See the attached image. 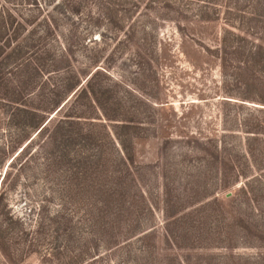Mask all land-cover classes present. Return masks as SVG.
<instances>
[{"label": "rangeland", "instance_id": "1", "mask_svg": "<svg viewBox=\"0 0 264 264\" xmlns=\"http://www.w3.org/2000/svg\"><path fill=\"white\" fill-rule=\"evenodd\" d=\"M218 3L219 19L200 22L201 0H66L58 33L80 42L73 60L54 46L40 76L28 62L4 70L0 264H264V129L245 132L264 126V92L223 71V28L238 30ZM98 68L97 103L55 116L75 120L70 141L43 132L8 166L30 133L9 100L36 107L61 70L79 89ZM115 132L134 138L131 162Z\"/></svg>", "mask_w": 264, "mask_h": 264}, {"label": "trees", "instance_id": "2", "mask_svg": "<svg viewBox=\"0 0 264 264\" xmlns=\"http://www.w3.org/2000/svg\"><path fill=\"white\" fill-rule=\"evenodd\" d=\"M201 2H204L205 6L197 9L196 21H217L219 19L218 17H220L219 15H221L219 9L223 7V4L218 3L220 2L224 3V8L226 6L227 14L233 16L231 22L225 23L228 24L227 26L235 27L238 30V32H235L230 28H223L219 48L217 49V53L220 54L223 71L227 72L230 69L233 73L234 82L247 88L257 87L263 93L264 32L261 33L260 30L264 29V0H201ZM65 6L66 0H56L51 8L47 7V9L40 4L39 0H14V2L12 0H0L1 82L6 77L4 70L11 69L12 66L16 65L22 67L29 63L34 67L35 72L39 76L44 74L45 72H43L41 66L42 61L40 60L44 57L45 59H49V61H53L57 55L55 53L52 57L53 51L51 50L54 49V46L56 49L61 50L60 53L63 59L67 61L73 60L72 50L80 42H73V39L69 41L66 37L63 40V33H58L60 21H62L63 17L62 13L66 8ZM209 7L216 11L218 10V14H215L216 11L213 13ZM60 10H63V12ZM67 14L69 13L67 12ZM234 16L237 22L233 20ZM72 25L73 28L71 27V30L68 31L70 38L73 36L72 31L77 32V27L74 24ZM64 31H67V29L64 28ZM76 36L77 34L75 33ZM156 54L157 56L154 55L155 58L152 56L151 60L148 59L151 64L153 60L155 61L160 56L159 48ZM31 55H34V57L29 62L27 58ZM49 66H51V63H49ZM100 73V68H98L86 81V85H82L78 89L81 81L78 75L75 74L73 77H65L63 76L64 70H61V84H58L57 88L53 86V89L49 90L48 93L40 94V105L36 107H29L22 101V92H20L19 98H11L9 100L10 107L12 108L10 112V117H12L11 122L19 128L30 130V133L25 136L28 139V143L13 157L8 166L13 168L15 160L21 157L29 144L36 137L41 136L43 132H50L51 135L46 140L51 136L54 137L55 147L60 146L58 148H63L61 145L65 146V143L61 144V140L68 141L70 138L63 131H66V124H73L75 120L67 113L65 115L63 114L60 118L55 116L63 112L62 110L67 105L71 106L75 100L80 98L82 100L83 98H88L91 102L97 103L101 91L94 85V81ZM240 99L247 100L249 96H242ZM261 101L264 103V98ZM263 127L250 128L245 132L257 135L262 134L261 130L264 129ZM58 132H60V137L57 135ZM114 135L116 136V143H119L117 146H121L119 152L123 160L131 162L134 157V152H132L134 138L129 136L123 139L116 132ZM17 144L13 143L11 150L16 149L18 147ZM169 217H175L174 211Z\"/></svg>", "mask_w": 264, "mask_h": 264}]
</instances>
